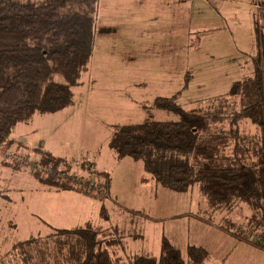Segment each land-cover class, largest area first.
<instances>
[{"label":"rangeland","instance_id":"374dc122","mask_svg":"<svg viewBox=\"0 0 264 264\" xmlns=\"http://www.w3.org/2000/svg\"><path fill=\"white\" fill-rule=\"evenodd\" d=\"M204 2L206 5L196 7L200 14L195 11L190 19L191 28H196L187 36L184 47L180 50L176 45V64L170 73L159 70L153 59L158 56L150 52L147 57L144 53L137 55L140 48L134 40L121 39L122 45L112 6L103 3L101 8L98 2L94 55L80 83L72 86L71 104L56 112H37L26 123L17 122L9 134L11 142L0 145V264H22L12 251L15 242L32 236L43 238L55 229L87 223L102 228L105 237L121 239L122 245L107 247L109 255L120 264L127 263L134 253L157 256L162 236L182 252L190 244L203 246L207 254L202 264H264V251L253 248L254 255L251 254V250H245L249 241L225 228L229 223L239 224L245 238L255 239L261 234L251 227L247 234L251 214L247 204L237 203L231 210L210 206L198 183L181 191L156 185L141 160L115 158L107 142L113 125L138 123L146 117L159 121L177 119L174 112L153 106L143 109L156 97L175 96L176 103L186 109L215 108L218 103L210 100L227 94L234 81L249 76L242 63L251 61L250 55L258 46V32H264V12L258 16L253 4L248 7L250 11H244L238 3ZM99 24L110 31L99 33ZM103 55L110 58L109 69L120 63L119 58L127 60L128 74L109 79L104 71V76L95 74L96 84L105 89V98L103 103L97 101L96 107H89V72L94 65L102 64L99 57ZM127 86L131 91L126 90L123 97L116 96L120 93L112 95ZM126 96L133 100L131 110L125 107L126 101L121 102ZM238 125L246 139L258 133L257 126L247 119H241ZM212 126L229 127L225 119ZM18 141L26 148L16 146L21 145ZM39 146L53 155L65 156L70 161L69 175L94 182L92 188L100 184V198L37 183L29 166L39 159L31 148ZM3 160L24 165L15 170L4 165ZM101 204L106 217L101 215Z\"/></svg>","mask_w":264,"mask_h":264},{"label":"trees","instance_id":"16d2710c","mask_svg":"<svg viewBox=\"0 0 264 264\" xmlns=\"http://www.w3.org/2000/svg\"><path fill=\"white\" fill-rule=\"evenodd\" d=\"M97 5L98 0H0V145L11 142L9 134L17 122L71 104L72 86L80 83L92 54ZM258 34L257 51L250 56L251 76L234 81L227 94L210 100L218 103L215 108L186 109L175 96L156 97L143 109L153 106L178 118L146 117L113 125L107 142L117 159L141 160L156 185L181 191L198 183L210 206L231 210L237 203L247 204V234L252 228L261 234L245 238L239 224L225 228L264 249V33L260 29ZM224 119L228 128H211ZM241 119L258 128L250 140L239 132ZM31 149L39 159L29 166L30 173L39 183L100 198V184L92 188L94 182L69 175L65 157L41 146ZM3 164L15 170L24 165ZM100 210L106 217L104 204ZM109 237L87 223L11 246L22 264H120L107 247L122 241ZM160 242L157 256L134 253L123 264H202L207 254L193 244L182 252L164 236Z\"/></svg>","mask_w":264,"mask_h":264},{"label":"crops","instance_id":"0c3cea01","mask_svg":"<svg viewBox=\"0 0 264 264\" xmlns=\"http://www.w3.org/2000/svg\"><path fill=\"white\" fill-rule=\"evenodd\" d=\"M105 1L106 0H98L99 6L101 8L103 7L102 5L103 3H107V1L106 2ZM222 1H228V3H238L241 6H243L244 11H246L249 10L248 7H252L254 0H222ZM256 1H264V0H256ZM107 4L112 6V10L115 14L116 17L115 22L117 24L116 29H118V33L121 35L119 40L130 38L131 41L134 40L135 43H138L140 51L137 55H141L144 53V55L147 57L149 54L148 52H150L152 55L158 56L156 58L154 57L153 59L157 61L156 63L159 67V70L161 69L163 72H167V73H170L171 69L174 68L176 64L174 63V58L176 57V51H177L176 45L180 46L179 48L181 50L184 47L186 40H188L187 36H189L192 29L196 28V26H193L191 28L189 23L190 19H193L194 12L197 9L196 7L198 6L202 7L206 5L204 0H108ZM196 14L199 15L200 12L197 10ZM198 17L199 16H197V18ZM192 23H195V21L191 22V24ZM98 26L99 27L97 29L101 34L110 31V29L106 28L105 26H101V28H100V24ZM201 29L203 30L204 28ZM254 42L256 46L255 37H254ZM94 45L93 47H95ZM122 45H124L123 41H122ZM256 51H257V46L255 47L254 54L256 53ZM93 55L94 54L91 55V60L93 58ZM99 59H101L100 62L102 64L94 65V68H92L93 70H90L89 72L90 86H91V88L88 89V95L90 98L88 102L89 107H91L90 106L91 104L92 106H94L97 103V101L99 103L104 102L103 97H104L105 89L103 90L98 87V85L96 84L97 75L95 74H101V76H104V74H106L107 79L113 78L115 76H117V78H120L124 74L126 73L128 74L129 63L127 62V60H123L119 58L120 63H117V65H115L113 69H109V66L111 65L108 63L110 60L108 55H103L99 57ZM248 63H250V66H247ZM242 64H244L243 66H246L247 72L249 73V76L247 77H250L253 70L251 68V61L249 62L248 59H246ZM243 66L239 64L240 68ZM103 71L106 73L102 74ZM130 89L131 88L129 86L121 90L118 89V91H116L115 94L112 92V95L114 97L116 96L123 97V94L126 92V90L130 92L131 91ZM117 93H120V95L119 96L116 95ZM125 101L127 102L125 104V107H127L128 110L133 109L134 104L132 102L133 100H131V97L126 96L121 102H125ZM140 102L143 101L141 100ZM127 112L128 111L124 112V114ZM16 146L18 147L22 146L26 148L25 145H16ZM47 151L51 152L49 150ZM37 183L39 182L37 181ZM68 191L75 192L76 190L75 191L68 190ZM77 192L81 193L79 191ZM81 194L84 195L85 197L88 196L87 194L86 195L83 193ZM222 231H225V229L224 230L222 229ZM253 248H255L256 250L260 249L261 251H264V249L253 245L251 242H249V245H246L245 243V250L247 249L251 250L250 253L254 255Z\"/></svg>","mask_w":264,"mask_h":264},{"label":"built area","instance_id":"2783aa9c","mask_svg":"<svg viewBox=\"0 0 264 264\" xmlns=\"http://www.w3.org/2000/svg\"><path fill=\"white\" fill-rule=\"evenodd\" d=\"M253 7L257 11V14L261 11H264V1H254Z\"/></svg>","mask_w":264,"mask_h":264}]
</instances>
